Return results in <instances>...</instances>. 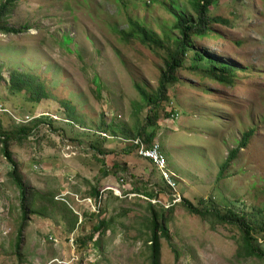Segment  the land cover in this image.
<instances>
[{
	"label": "rangeland",
	"instance_id": "rangeland-1",
	"mask_svg": "<svg viewBox=\"0 0 264 264\" xmlns=\"http://www.w3.org/2000/svg\"><path fill=\"white\" fill-rule=\"evenodd\" d=\"M15 1L8 23L20 32H0V126L15 132L41 113L52 115L54 122L53 129L40 127L35 137L9 147L31 195L27 194L25 222L18 188L9 176L11 167L0 151V264H150L149 202L171 208L169 240L160 238V264H263L255 258L236 259L233 235L238 231L212 228L211 220L189 214L183 200L198 209H204L203 201L208 209L231 208L260 219L264 0H219L211 15L228 23H214L209 35L192 41L195 50L233 67V84L181 70L156 114L155 126L149 122L145 127L146 133L157 128L154 142L173 179L174 203L166 195L150 201L143 194L125 197L123 190L131 191V180L110 171L121 162L122 149L129 150L124 135L134 136L146 124V116H153L136 86L154 98L165 58L164 52L121 32H129L130 21H135L164 46L171 45L177 36L174 14L195 18L190 0ZM187 59L194 64L193 52ZM14 72L40 83L46 96L42 101L46 99L51 109L40 110L27 91L12 93L8 78ZM61 102L75 107L80 123L68 124ZM249 131L246 146H241ZM98 135L106 140L101 147L104 165L88 150ZM228 156L232 158L226 165ZM126 161L140 165L136 156ZM141 179L146 177L138 175ZM149 182L133 186L141 193L157 191L154 185L160 181L149 177ZM97 188L102 190L99 201L89 196ZM51 198L60 210L61 202L67 204L76 219L67 218ZM99 209L104 219L113 221L97 247L93 241L81 245L97 224L89 215ZM72 221L73 227L68 224ZM258 243L263 245L262 240Z\"/></svg>",
	"mask_w": 264,
	"mask_h": 264
},
{
	"label": "trees",
	"instance_id": "trees-1",
	"mask_svg": "<svg viewBox=\"0 0 264 264\" xmlns=\"http://www.w3.org/2000/svg\"><path fill=\"white\" fill-rule=\"evenodd\" d=\"M218 1L219 0H190L195 16L194 19L186 17L184 14H182V12L175 13V22L173 24V29L176 30L177 36L174 37L173 43L171 45L168 44L164 46L154 33L147 31L143 26L139 25L135 21H130L129 32H121L126 36V38L140 39L141 42L147 45L149 48L153 50H160L165 54L163 72L159 76V83L154 98L146 95L139 87L136 86L137 91L142 96V99L150 109L149 112H151L153 116H146V124L139 127L138 130L136 129V134L134 136L130 137V135L128 134L127 138L124 135V140L126 142V145H128L129 150L122 149V155L120 157L121 162L113 165V171H110L111 175L113 176H115L117 172H121L122 176H125L126 178H129L131 180V191L127 192L123 190V195L125 197L129 194L134 193L137 195L143 194L150 201L151 199L157 200L160 195H166L170 198V201H173L174 203L173 197L176 192L174 191L173 186H171L168 181L164 179L160 167L156 166L152 159L146 158L139 153L141 151L142 145L145 146V149L152 148L154 138L157 137V128L151 133H146L145 127H147L146 125L149 122L152 126H155L154 119L156 118V114L157 112H159V110L163 109V102L167 100V91L178 81L177 75L179 71L186 69L194 73H199L202 78L214 79L215 81L228 85L233 84L232 82L235 77V70L233 69V67L221 62L220 60L213 59L203 52L200 53L192 46V41L194 38L205 37L211 33L210 26L214 23H228L227 20H223L220 17L211 15L210 9L217 6ZM16 2L17 1L15 0H4L0 5V32L5 35L17 34L20 32V30L9 27L8 23V18H10L12 9L15 6ZM190 51L193 52V65H189L187 61V54ZM1 70L2 68L0 67V81L2 80ZM8 89L12 93H22L23 91H27L30 93V97L33 99L34 103H36L37 107L40 110H44L45 108L51 109V107L45 106L46 104L44 103L46 99L42 101V98H46V96L43 95L44 90L42 85L36 82L32 77L29 78L28 76H25L18 72L12 73L8 78ZM60 105V108L64 111L63 114L65 116V119L68 120V124H74L73 121L80 123V121H77L74 116V106L70 105L67 102H61ZM58 109L59 107H56V110ZM53 122L54 120L52 115L41 113L40 116L31 120L28 127L19 126L15 132L4 131L0 126V151L11 167L9 176L12 182H15L18 188L17 190L19 192L21 210L23 212V222H25L26 220L25 215H27V213L25 210V205H27V194L29 193L25 190L22 177L18 173L15 162L10 157L9 147L14 142L20 143L27 140L28 138L30 139L35 137L39 132L38 130L40 127L46 126L49 129H53ZM250 134L251 131L244 133L240 143L241 146H246L248 139L251 136ZM98 136L99 138L96 141L93 140L90 142V147L88 150L93 152L91 153V156L96 163L104 165V159L102 158V156L105 154V152L101 151V147L103 145V142L106 140L101 137V135ZM137 141H139L140 144H136ZM130 142L134 145H131ZM76 143L79 145V142L76 141ZM233 153L234 151H232L230 156H232ZM132 156H136V158L140 162L139 166H130L127 164L126 158H130ZM231 158L232 157L228 156L226 165L229 164ZM141 159L144 162H141ZM135 168L137 169V172L134 173ZM138 175L145 176L146 179L138 180ZM149 177L157 178L160 181L159 184L154 185V187L157 188V191L141 193L140 189L138 190L137 187L133 186V184L137 182H139L140 184H144V181L145 184L150 185ZM126 178L122 177L120 179V183L124 184V182H126ZM170 179L171 181H173L172 177H170ZM101 194L102 190H99V188H97L95 190H92L89 193V196L94 198L96 201H99L102 198ZM29 196L31 195L29 194ZM114 198L117 201L124 202L122 197ZM53 201L54 200L51 198V202ZM53 203L55 207L56 204H58L56 201H54ZM200 203L202 206H205L203 207L204 209H198L190 203H187L186 200H183V205L187 208L189 214L200 217L204 220H211L212 228L216 229L218 226H224L230 227V231L232 229L238 231L239 235H233L234 238H236L238 244L237 252L235 254L236 259L247 261L248 259L255 258L264 264V208L262 211H260V219H257L256 217H252V213L245 215L231 208L222 209L217 207L208 209L206 207L208 202L200 201ZM60 204L64 206L60 208L65 213V216L67 218L70 215L71 217L76 219L71 208L67 204H64V202H61ZM154 206L156 205H153L149 202L146 209V212L149 214L147 222L150 231L147 242L150 243L148 247L150 251V264H160V238L169 240L167 225L171 218V208L166 209L159 204H157L156 207ZM58 210L60 209L58 208ZM103 212V209H99L98 211L95 210L89 215L93 218H97V224L93 227L92 232L87 238L80 240L81 245H85L87 242L93 241L95 243V246L97 247L100 243L99 240L104 238L113 220L112 217H110L109 219H104L102 217L104 215ZM68 224H71V227H73L74 221ZM96 236H98V239L95 240ZM259 240L263 241V245H260L258 243ZM20 242L21 237L19 236L17 247L20 246Z\"/></svg>",
	"mask_w": 264,
	"mask_h": 264
},
{
	"label": "built area",
	"instance_id": "built-area-1",
	"mask_svg": "<svg viewBox=\"0 0 264 264\" xmlns=\"http://www.w3.org/2000/svg\"><path fill=\"white\" fill-rule=\"evenodd\" d=\"M136 144H140V142L137 141ZM139 154L142 155V156H144V157H146V158L152 159V161L155 163V165L158 166V167H160L161 170H163L165 168L164 158L159 153L158 146L157 145H153L151 149H145V146L142 145L141 146V151H140ZM162 173L166 177V179L168 180L165 172H162ZM175 199H176L175 202H177V197H175Z\"/></svg>",
	"mask_w": 264,
	"mask_h": 264
},
{
	"label": "clouds",
	"instance_id": "clouds-1",
	"mask_svg": "<svg viewBox=\"0 0 264 264\" xmlns=\"http://www.w3.org/2000/svg\"><path fill=\"white\" fill-rule=\"evenodd\" d=\"M153 145H157L158 146V151H159V153L163 156V158H164V161H165V168L163 169V170H161L162 172H165V174H166V176H167V178H168V180L166 179V177L164 176V179L166 180V181H168V183L169 184H171L169 181H171V179H170V177H171V175L169 176L168 175V170H167V162H166V158H165V156H164V154L162 153V151H161V147H160V145L158 144V143H156V142H154L153 144H152V146ZM163 174V173H162ZM172 182V181H171ZM177 193V192H176ZM174 197H176V194H174Z\"/></svg>",
	"mask_w": 264,
	"mask_h": 264
}]
</instances>
